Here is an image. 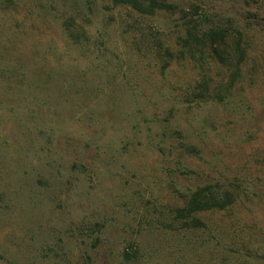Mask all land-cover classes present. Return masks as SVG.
Instances as JSON below:
<instances>
[{
  "label": "rangeland",
  "instance_id": "obj_1",
  "mask_svg": "<svg viewBox=\"0 0 264 264\" xmlns=\"http://www.w3.org/2000/svg\"><path fill=\"white\" fill-rule=\"evenodd\" d=\"M159 1L0 0V264H264V0Z\"/></svg>",
  "mask_w": 264,
  "mask_h": 264
},
{
  "label": "trees",
  "instance_id": "obj_2",
  "mask_svg": "<svg viewBox=\"0 0 264 264\" xmlns=\"http://www.w3.org/2000/svg\"><path fill=\"white\" fill-rule=\"evenodd\" d=\"M113 4L116 7L130 8L141 15H154L159 11H178V7L159 0H113ZM182 13H184V16L187 17L188 20L194 22V27L197 26L198 21L201 22L206 16V14L199 15L197 12L189 13V11H182ZM190 35H192L194 39L198 38L197 35H194L191 32ZM204 39L206 41H209L210 44L213 46L218 43H224L226 39V34L221 31L209 30L208 33L204 35ZM237 49L238 51H240L239 46ZM216 51L217 50H215V52ZM240 53H242V51H240ZM231 199V194H223L221 193V191H212V187H207L206 189H200L199 191L195 192L187 202L185 209L180 210L179 212H185L188 215H193L197 212L221 210L232 203H229V201H232Z\"/></svg>",
  "mask_w": 264,
  "mask_h": 264
}]
</instances>
